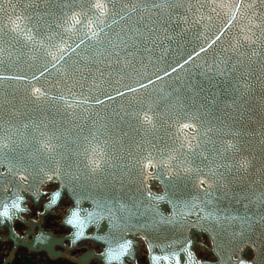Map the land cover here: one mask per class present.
Listing matches in <instances>:
<instances>
[{"label":"snow or ice","instance_id":"obj_1","mask_svg":"<svg viewBox=\"0 0 264 264\" xmlns=\"http://www.w3.org/2000/svg\"><path fill=\"white\" fill-rule=\"evenodd\" d=\"M223 10H227L225 22L195 52L200 57L209 55L211 50V62L197 68L209 82L208 88L190 80L166 94L168 104L163 109L153 107L156 101L145 96L134 100L130 110L109 117L92 111L103 106L105 99H114L107 92L94 93L93 89L99 87L97 77L100 82L113 74L118 79L129 77L135 66L142 65L156 48L165 42L171 43L170 29L180 28L183 32L200 26L208 28L214 16L219 17ZM65 36H75V39L68 43ZM254 57L264 63V0H43V3L41 0H0V85L7 82L11 89L6 93L11 100H5L9 114L14 116L21 111L17 105L31 106L41 116L45 111L48 113L43 119L28 120L11 133L0 135V181L3 182L0 183V218L12 220L16 213L25 211L20 190L31 185L34 174L39 176L41 186L61 180L59 169L53 166L45 172L42 161L37 159L42 157L54 165L53 154L64 143V133L53 116L55 112L56 116L67 117L76 125L84 169L81 180L110 171L112 150L120 144L115 136L126 137L124 128L135 125L138 135H141L139 129L151 135V139L148 135L141 136L140 151L132 161L139 181L144 183L155 178L163 184L166 180L169 190L191 187L203 194L179 201L168 200L174 210L180 207L183 211H175L174 218L161 215L145 220L142 227L151 225L157 230L183 220L185 215L199 218L201 214L209 220L240 219L250 224L247 215L233 216L214 202V184L219 190V180L235 170H247L249 160L242 155L240 134L228 128L226 121L216 117L212 109L217 108L220 99L213 91L218 86L213 81L235 80L233 91L239 95L240 89L249 87L245 66L251 67ZM34 61L46 62L33 68ZM190 62L195 64L192 55L171 72L175 73L177 68L183 70ZM164 75L170 73L166 71ZM161 79L156 76V80ZM136 84L137 87L127 86L126 92L136 93L154 81L148 79L147 84L142 81ZM182 90L187 95H182ZM114 91L118 97L126 94L119 89ZM234 104L235 100L224 106L232 109ZM225 116L233 119L227 112ZM158 131L163 134L158 136ZM152 167L156 168L155 173L149 171ZM123 171H128L127 165ZM115 181L122 182V177L116 174ZM62 194L63 189H57L49 207L58 203ZM143 195L156 201L166 199L165 195H154L149 190L139 196L134 192L127 201L115 197L103 203L92 201V210H83L86 218L81 215L80 202L74 201L67 223L77 229L76 238L84 235L86 224L103 219L104 213H108L110 223H127L141 213L140 196ZM137 223L141 222L137 220ZM187 245L181 251L187 254L188 264H194L191 242ZM156 246L149 240V247ZM172 246L170 241L161 244L162 251ZM132 248L133 241L126 239L117 248L110 247L107 257L120 260ZM152 260L155 264L162 261L172 264L173 260L181 264V254L173 251L153 255Z\"/></svg>","mask_w":264,"mask_h":264},{"label":"water","instance_id":"obj_2","mask_svg":"<svg viewBox=\"0 0 264 264\" xmlns=\"http://www.w3.org/2000/svg\"><path fill=\"white\" fill-rule=\"evenodd\" d=\"M41 3H43V0H41ZM226 11L223 10L219 17L214 16L208 28L200 26L183 32L180 28L170 29L169 34L173 36L171 43L165 42L162 47L156 48L142 65L137 64L135 66V71H131L129 77L118 79L113 74L103 82H100L99 77H97L99 87L93 89L94 93L107 92L114 99L108 101L101 95L100 98L105 99V104L97 106L92 111L99 112L103 117H109L113 113H123L130 110L134 100H139L145 96L156 101L153 107L159 106L163 109L168 104L166 94L174 88L179 89L181 85L190 80H195L201 83L203 87L208 88L209 82L200 75L197 68L202 67L205 62H211L213 58L211 50L209 55L201 54L200 57H196L195 52L199 51V47L204 45V41L210 40L217 29L225 22ZM64 39L71 43L75 36L71 38L65 36ZM189 55L193 56L194 65L190 62L189 65L184 66L183 70L177 68L175 73L171 72L173 67L182 64L183 60ZM75 59L76 57H73V60ZM253 61L251 67L245 66V70L249 73L247 80L249 87L247 90L240 89L239 95L233 91L236 86L235 80L217 78V81H213V83L218 84L213 91L218 93L220 99L217 102V108L212 109L216 117L226 121L228 128L240 134L238 142L243 144L242 155L249 160L247 170H235L220 179L219 190H217V185L214 184L213 195L216 197L214 202L221 209L226 208L233 216L247 215L250 218V224H246L240 219L209 220L201 214L199 218L196 215H185L183 220H177L171 226L160 227L157 230H153L151 225L147 228L142 227L141 225L145 220L156 219L161 215L174 218L175 211H183L180 207L174 210L173 205L168 203V200L179 201L191 196L202 197L203 194L191 187L169 190L166 180L163 184L155 178L146 180L144 183L139 181L133 171L132 161L140 151L138 145L142 143L141 136L148 135V133L144 129H139L141 135H138V126L135 125L132 128H124L126 137L118 134L115 136L114 139L119 140L120 144L112 150V157L109 161L110 171L104 173L103 176H93L91 179L84 178L81 180L80 177L84 175V169L81 164L82 152L79 151V141H77L75 135L76 125L70 123L69 118L56 116L53 112L57 127L64 133V143L59 146L61 150L53 154L54 165L43 161L42 157H37V159L42 161L41 166L45 172L53 166L59 169L62 173L61 180L41 186L39 176L34 174L31 185L20 190V194L24 197L22 207L25 211L16 213L12 220L0 218V229L3 226H8L10 237L17 245L23 244L34 250L44 249L53 256L61 255L54 251V245H64L66 240H70L73 246L82 240H92L103 245L102 253L98 254L92 250L85 254L82 258V261L85 262L92 257H96L104 264H127L126 261L136 264L140 246L137 238H141L148 248L150 264H155L152 260L153 255L170 254L173 251H180L181 264H188L187 254L181 251V247L188 246V241L191 242L190 251L194 264H240L241 261L264 264V63L261 62L259 57H254ZM44 62L46 61L32 62L33 68H39L40 64ZM166 71L170 73L169 76L164 75ZM52 74L53 76L56 75L55 72ZM157 75L162 79L156 80ZM148 79L153 80L154 84L148 85L146 89L138 90L136 93L126 92L127 86L137 87L136 81L147 84ZM114 89L124 91L125 96H116ZM8 91H11V89L8 87L7 82L0 85V135L11 133L14 128H18L28 120H39L48 116L46 111L41 116L31 106L22 108L21 105H17V108L21 111L14 116L10 115V109L5 103L6 99L11 100V97L6 95ZM182 95H187V92L182 90ZM233 100H235L233 108L226 109L224 105L232 103ZM12 103L15 104L16 101L12 100ZM225 112L233 119H228ZM127 124H132V121H127ZM118 132L119 129H117ZM162 134V131L157 132L158 136ZM148 139H151V135H148ZM125 165H127L128 171H123ZM149 171L155 173L156 168L152 167ZM116 174L122 177V182L115 181ZM0 183L3 182L0 181ZM53 183L57 184L56 188L52 190L53 186H50L49 188L52 191L47 192L44 188ZM148 185H150V188L147 187ZM57 189H63L62 198L58 203L49 207L52 194ZM149 190L154 195H165L166 199L156 201L148 199L146 195L140 196L143 203L141 213L127 223H110L108 213H104L103 219L85 225L84 235L80 238L75 236L77 229L67 223L71 216V209L75 206L74 201L80 202L81 215L86 218V212L83 210H92V201L103 203L104 201H111L113 197L121 201H127L134 192L139 196L141 192L146 194ZM41 193L43 194L41 195ZM223 193H226V196ZM44 196H47V200L43 204L44 212L41 216L52 212L65 197L71 200V206L67 204V199L59 206V208L70 206L69 214L64 216L62 222L65 227L71 229L67 236L57 238L53 234L45 232L41 226L43 218H40L38 222H28L22 217V213L29 211L25 206L29 198H32L34 203L39 205ZM37 197L39 198L37 199ZM59 208L56 210L55 216L63 213L59 212ZM16 219L24 221L30 228L24 237L18 236L13 229V223ZM137 220L141 223L138 224ZM33 223L39 226V233L34 235L33 240L30 241L29 236L35 230ZM203 238L204 241L201 242L200 239ZM126 239L133 241V248L130 249L129 253L120 260H109L107 257L108 249L110 247L117 248ZM149 240L157 245L155 249L149 247ZM166 241L172 242L173 246L162 251L161 244ZM207 242H210V246L207 245ZM90 243L92 242H85L81 246ZM97 244L94 243V249L98 251L102 249V246ZM198 247L207 250L208 253L214 256V260L199 259L195 253V249ZM142 251L143 247L139 249V257L142 256ZM207 252H205V256H208ZM161 264H168V262L162 261ZM172 264H175L174 260Z\"/></svg>","mask_w":264,"mask_h":264},{"label":"flooded vegetation","instance_id":"obj_3","mask_svg":"<svg viewBox=\"0 0 264 264\" xmlns=\"http://www.w3.org/2000/svg\"><path fill=\"white\" fill-rule=\"evenodd\" d=\"M16 228L22 234L26 232L25 230L26 227L22 223H18ZM45 228L47 229V232H53L55 235H58L55 224L49 218H47L45 222ZM14 249H15V244L13 241L11 240L0 241V264H26L27 258H29L32 262L36 264H81L79 262V259L83 255V252H80L78 248L70 252H67L66 251L67 249L60 246H56L55 250L60 251L65 255L59 257H52L46 251L31 252L22 246H19L17 248V251L12 255ZM86 264H101V263L96 259H92Z\"/></svg>","mask_w":264,"mask_h":264},{"label":"bare ground","instance_id":"obj_4","mask_svg":"<svg viewBox=\"0 0 264 264\" xmlns=\"http://www.w3.org/2000/svg\"><path fill=\"white\" fill-rule=\"evenodd\" d=\"M54 187L55 186H53V188ZM48 190H51V188H48ZM67 204H70V202L68 200H67ZM69 207L70 206H66V207L59 208V212H63V213H61L59 216H55V219L53 221L54 224L56 223V224L60 225V223L62 222L63 217L67 214ZM56 228H58V227H56ZM61 231H62V234H65V233L68 232V230H64V229H61ZM139 242L141 243V247H143V251H142V256L141 257H144V261L147 263V250H146V247L143 244L142 240H139ZM207 245L210 246V242H207ZM82 247L85 250H87V249H94V243L86 244V245H83ZM101 250L102 249H100L98 251H101ZM207 259L208 260H212V259H214V257L208 255L207 256Z\"/></svg>","mask_w":264,"mask_h":264},{"label":"rangeland","instance_id":"obj_5","mask_svg":"<svg viewBox=\"0 0 264 264\" xmlns=\"http://www.w3.org/2000/svg\"><path fill=\"white\" fill-rule=\"evenodd\" d=\"M201 255V257H205V258H207V256H205V251H202V253L200 254ZM142 264V263H141Z\"/></svg>","mask_w":264,"mask_h":264}]
</instances>
